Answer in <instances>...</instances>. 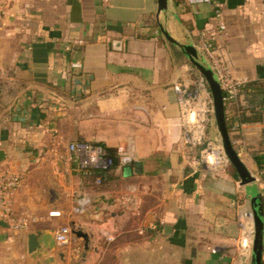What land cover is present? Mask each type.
I'll return each mask as SVG.
<instances>
[{
	"label": "crops",
	"instance_id": "crops-1",
	"mask_svg": "<svg viewBox=\"0 0 264 264\" xmlns=\"http://www.w3.org/2000/svg\"><path fill=\"white\" fill-rule=\"evenodd\" d=\"M215 10L226 25L217 45L232 75L263 78L264 0H167L159 14L156 0H3L0 168L21 173L12 216L29 221L18 231L0 226V241L26 243L29 232L68 224L87 243L72 232L57 249L82 254L85 264H249L250 254L237 250L239 220L250 212L244 189L233 167L210 175L186 160L174 86L193 85L197 70L159 29L197 49L200 34L217 24ZM236 102L249 105L244 93ZM227 119L239 157L264 175V114L257 122ZM208 123V139L218 140ZM74 139L120 151L131 145L133 169L103 188L76 173L54 177L49 161ZM128 188L139 197L134 214L119 203ZM54 209L61 216H50Z\"/></svg>",
	"mask_w": 264,
	"mask_h": 264
},
{
	"label": "built area",
	"instance_id": "built-area-1",
	"mask_svg": "<svg viewBox=\"0 0 264 264\" xmlns=\"http://www.w3.org/2000/svg\"><path fill=\"white\" fill-rule=\"evenodd\" d=\"M190 3L203 2L209 0H187ZM3 0H0V9ZM215 18L218 20L215 27L200 34L197 52L207 65L212 69L218 80L223 93L224 104H233L237 100L238 90L241 85L247 82L244 78L232 75L229 66L225 62L218 45L219 34L226 32V25L222 20L221 13L215 10ZM74 69L81 67L80 62H71ZM182 88L181 84L175 85L179 111V123L182 129L183 142L187 148H192L203 142L206 138V127L213 118V106L209 91L205 83L198 81L194 88ZM61 145L60 139L57 140ZM237 143V140L234 141ZM121 160L128 163L133 159V149L128 145L124 151L118 149ZM55 155L62 160L64 170L67 174H79L81 177L93 176L94 184L102 182L100 173L105 174L112 165V158L104 147L89 141L71 140L62 144V150L55 152ZM186 160L191 167L201 166L206 173L215 175L224 173L228 169L229 161L226 158L220 139H207L205 145L200 148L195 156L187 151ZM264 200V175L262 172L252 174ZM21 173L13 169L10 164H5L0 168V219L6 220L9 226L20 228L22 219L12 216V204L17 187L21 182ZM132 188L119 196L121 209L134 214L138 211L139 197L132 192ZM87 198L83 195L78 199L80 206L87 203ZM76 207L80 209L81 207ZM61 210L49 211L50 216H61ZM239 215V219H240ZM243 221L239 220L240 232L237 237V250L241 255L247 256L251 251L253 237V219L251 212L243 216ZM248 219V220H247ZM54 240L59 247L68 246L71 242L72 230L70 225L63 224L53 231ZM108 240L112 236L107 237Z\"/></svg>",
	"mask_w": 264,
	"mask_h": 264
},
{
	"label": "water",
	"instance_id": "water-1",
	"mask_svg": "<svg viewBox=\"0 0 264 264\" xmlns=\"http://www.w3.org/2000/svg\"><path fill=\"white\" fill-rule=\"evenodd\" d=\"M157 1V14L164 12L167 8V0ZM159 29L162 36L175 44L188 61L201 74L207 86L213 106L214 123L219 135V139L226 158L230 165L235 170L239 184L244 189L245 198L250 207V212L253 219V237L251 243V251L249 264H262V254L264 245V204L260 190L254 180V176L248 170L246 165L239 157L237 151L233 147L230 139L226 119H225V104L223 100V93L218 80L216 79L212 69L198 56L197 49L190 43H183L173 38L168 31L159 24ZM4 155L0 150V161L3 160ZM51 174L54 177L65 178V170L62 160L59 157L52 158L48 163ZM0 226L9 227L6 220L0 219ZM72 232L77 235H82L84 239L88 240L86 233H80L72 228ZM27 252L33 258L49 256L51 253H57L61 261H64L65 249L58 250L57 244L53 237V230H37L27 233L26 240ZM50 261H54L49 257ZM85 257L81 254L79 257L73 259L70 264H85ZM55 262V261H54ZM53 263V262H52Z\"/></svg>",
	"mask_w": 264,
	"mask_h": 264
},
{
	"label": "trees",
	"instance_id": "trees-1",
	"mask_svg": "<svg viewBox=\"0 0 264 264\" xmlns=\"http://www.w3.org/2000/svg\"><path fill=\"white\" fill-rule=\"evenodd\" d=\"M199 58L202 59L206 63V61L202 57L199 56ZM194 71H196V70L194 69ZM198 81L205 83L201 74L198 71H196V77L193 81V85L187 86L186 88L187 89L194 88ZM181 86H182V88H185L184 85H181ZM205 87L207 88L206 85H205ZM207 90H208V88H207ZM240 93H244L245 96H247V100L249 101V105L242 106V105H239L237 102H235V103L230 104V105L225 104V106H224L225 107L226 125H227V129H228L230 139L232 141V144H233V147L235 148V150H236V143L234 141L236 140L235 139L236 136H235V134H232V132H231L232 129L230 127V124H229L227 118H228V116L229 117H236L239 123H241V122H257V121H261L263 119V114H264V111H263L264 77L260 78V79L247 81L246 83H244L243 85H241L239 87L238 94H240ZM212 119L214 120V118H212ZM209 127H210V124L208 123L206 134L208 133ZM217 138L219 139V135H217ZM207 139H208V137L205 138L202 143L195 145L192 148H187V151L196 156L198 154V150L205 145V142ZM74 140L87 141L84 139H74ZM89 142H93V143L99 144L102 147H104L112 158V165L107 170V172L105 174L100 173V175L102 177V182L99 185L94 184V181H93V177L95 175L99 174V172H96L95 175H93V176H86V177L83 176V180L85 181L86 184H89L95 188H103V187L107 186L109 184V182H111L113 179H116L119 172L121 170H123L124 168L128 167L131 170L133 169V166L135 164L134 160L132 159V161H130L128 163H124L121 160V157L119 155L117 147L108 146V145H106L102 142H99V141H97V142L89 141ZM229 167L232 168L230 163H229L228 168ZM263 204H264V201H263Z\"/></svg>",
	"mask_w": 264,
	"mask_h": 264
},
{
	"label": "rangeland",
	"instance_id": "rangeland-1",
	"mask_svg": "<svg viewBox=\"0 0 264 264\" xmlns=\"http://www.w3.org/2000/svg\"><path fill=\"white\" fill-rule=\"evenodd\" d=\"M209 137V134H206V138ZM22 219V223L20 228H25L28 226L29 217L22 216L19 217ZM18 219V218H17ZM11 228L15 231H18V229ZM61 249V248H59ZM58 249V250H59ZM66 249V248H65ZM56 257H54L53 263H50V261L46 260L47 256L40 257L39 264H70L71 261L74 259L73 256H68V250L65 252L63 258L64 261H61L57 253H55ZM31 256H29V253L27 252V246L25 243V240L23 238L14 239L11 241H0V264H30L31 262Z\"/></svg>",
	"mask_w": 264,
	"mask_h": 264
}]
</instances>
